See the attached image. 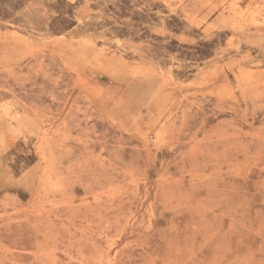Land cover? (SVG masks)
<instances>
[{
  "label": "rangeland",
  "instance_id": "rangeland-1",
  "mask_svg": "<svg viewBox=\"0 0 264 264\" xmlns=\"http://www.w3.org/2000/svg\"><path fill=\"white\" fill-rule=\"evenodd\" d=\"M0 264H264V0H0Z\"/></svg>",
  "mask_w": 264,
  "mask_h": 264
}]
</instances>
